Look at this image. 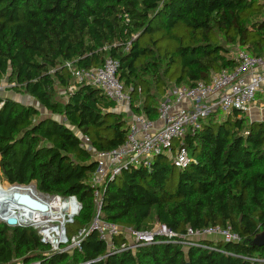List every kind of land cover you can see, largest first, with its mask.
Here are the masks:
<instances>
[{"label":"trees","instance_id":"16d2710c","mask_svg":"<svg viewBox=\"0 0 264 264\" xmlns=\"http://www.w3.org/2000/svg\"><path fill=\"white\" fill-rule=\"evenodd\" d=\"M241 49L264 52V0H0V82L7 78L11 90L68 122L0 96V180L77 195L84 208L68 226L73 235L94 213L88 181L96 163L71 127L97 151L118 147L129 130L99 88L81 82L68 92L73 78L65 62L91 68L116 58L132 111L156 119L173 85L209 81L213 71L233 68ZM233 113L223 121L208 118L186 136L195 160L185 168L160 155L149 167L107 177L102 210L125 229L159 222L180 235L188 227L230 225L239 242L206 238L189 248L159 242L96 260L107 246L95 231L82 253L56 254L43 264H264V245L252 243L264 230V120ZM44 249L34 229L0 222V262L43 259Z\"/></svg>","mask_w":264,"mask_h":264},{"label":"built area","instance_id":"2783aa9c","mask_svg":"<svg viewBox=\"0 0 264 264\" xmlns=\"http://www.w3.org/2000/svg\"><path fill=\"white\" fill-rule=\"evenodd\" d=\"M65 66L75 82L68 86V92L74 91L76 84L83 82L99 88L116 103L130 101V89L125 88L117 76L119 61L116 58L107 56L101 65L91 68L80 67L73 61H66ZM263 83L264 52L258 55L241 49L236 56V65L233 68L213 71L209 81L201 80L193 85H173L161 100L156 119L144 114L135 115L128 123L129 131L125 142L118 147L97 151L90 145L89 138L84 136L85 147L97 161L88 181L92 188L94 213L90 224L73 235H69L68 226L75 222L84 208L77 195L50 194L36 190V186L32 184L8 182L11 187L32 188L31 196L46 204L47 209H33L19 204L14 194L22 192H14L13 205L8 206L7 211H3L0 205V222L10 227L34 229L45 249L42 253L43 259L25 261L22 257H17L0 264H43L45 259L56 254L82 253L85 240L95 231L107 246L106 254L96 260L126 250L135 252L139 247L159 242L172 241L184 248L200 246L201 239L213 236H219L225 242H239L241 237L233 232L230 225H212L201 229L188 227L180 235L159 222L151 229H125L105 219L102 193L107 177L115 178L131 166L149 167L154 158L160 155L169 156L175 167L185 168L195 160L190 156L186 136L200 131L208 118L223 121L235 110L243 114L250 113ZM9 218L16 219V223H8ZM120 235H124L126 239L117 243L116 238ZM90 263L92 261L68 264Z\"/></svg>","mask_w":264,"mask_h":264},{"label":"rangeland","instance_id":"374dc122","mask_svg":"<svg viewBox=\"0 0 264 264\" xmlns=\"http://www.w3.org/2000/svg\"><path fill=\"white\" fill-rule=\"evenodd\" d=\"M235 56H237V52L234 53ZM74 80L72 79L71 81V85L74 84ZM11 88V84L8 82L7 78L3 79L1 82H0V96L2 97H9V98H12V99H15L17 101H20L22 102L23 104H26V105H34L36 106L41 114H42V117H53L55 119H58L59 121H62V122H65L66 124H68L66 118L64 116H61V115H58V114H54L53 112L47 110L44 106H42L38 101H36L34 98H32L31 96H29L27 93L25 92H14L13 90L10 89ZM58 94L60 96V101H64L65 97H64V91L61 90L60 87H58ZM139 102H141V100H137L135 101V104H138ZM127 105H129L130 107V101L125 103ZM254 116V115H252ZM249 119H251V116H248ZM75 132L76 134H78L81 138L84 139V136L82 133H80L75 127H71ZM174 143H176V141H174ZM168 158H170L169 156H167ZM0 182H2L1 184H5V183H8L7 181L5 180H0ZM32 185H35L34 183H31ZM35 187V186H34ZM36 190H38L36 187H35ZM40 191V190H38ZM42 192V191H41ZM155 225V224H154ZM69 227H71V225H69ZM75 233V232H74ZM69 235H71L70 231H69ZM215 239L213 240H221L219 239L220 237L219 236H213ZM211 238V237H209Z\"/></svg>","mask_w":264,"mask_h":264},{"label":"crops","instance_id":"0c3cea01","mask_svg":"<svg viewBox=\"0 0 264 264\" xmlns=\"http://www.w3.org/2000/svg\"><path fill=\"white\" fill-rule=\"evenodd\" d=\"M114 111L119 112V113H124L125 119L127 121V125L130 122V120L136 115L132 111L131 107H129V105L125 103H122V104L116 103V108L114 109ZM246 115L251 116V119H250L251 121L264 120V83L262 84L260 90L257 93L256 102L254 104V107L252 108L251 112ZM231 116H235V114L232 113ZM157 223L158 222H156L155 224ZM210 239H215V238L211 237Z\"/></svg>","mask_w":264,"mask_h":264},{"label":"water","instance_id":"95a60500","mask_svg":"<svg viewBox=\"0 0 264 264\" xmlns=\"http://www.w3.org/2000/svg\"><path fill=\"white\" fill-rule=\"evenodd\" d=\"M93 162H97L93 158ZM14 198L19 204L25 205L27 207L33 208V209H39V210H46L47 205L41 203L40 201L34 199L30 194H25V193H15ZM8 223L10 224H15L16 219L14 218H9ZM252 243L254 245H264V230L259 233L255 238L252 240Z\"/></svg>","mask_w":264,"mask_h":264},{"label":"bare ground","instance_id":"6f19581e","mask_svg":"<svg viewBox=\"0 0 264 264\" xmlns=\"http://www.w3.org/2000/svg\"><path fill=\"white\" fill-rule=\"evenodd\" d=\"M1 183V182H0ZM33 189L27 186L11 187L8 183L0 186V205L3 211L8 210V206L13 205L12 194L14 192H22L25 194H30Z\"/></svg>","mask_w":264,"mask_h":264}]
</instances>
